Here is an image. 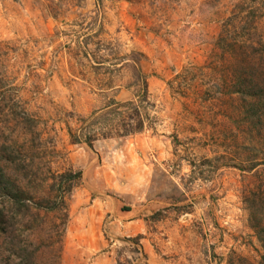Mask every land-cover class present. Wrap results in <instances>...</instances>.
I'll use <instances>...</instances> for the list:
<instances>
[{
  "label": "rangeland",
  "instance_id": "1",
  "mask_svg": "<svg viewBox=\"0 0 264 264\" xmlns=\"http://www.w3.org/2000/svg\"><path fill=\"white\" fill-rule=\"evenodd\" d=\"M0 264H264V0H0Z\"/></svg>",
  "mask_w": 264,
  "mask_h": 264
}]
</instances>
